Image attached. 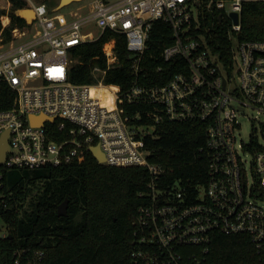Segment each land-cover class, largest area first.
I'll list each match as a JSON object with an SVG mask.
<instances>
[{
  "label": "built area",
  "instance_id": "obj_1",
  "mask_svg": "<svg viewBox=\"0 0 264 264\" xmlns=\"http://www.w3.org/2000/svg\"><path fill=\"white\" fill-rule=\"evenodd\" d=\"M250 1L264 0H90L52 16L45 3L26 0L34 21L11 29L19 43H0V84L16 94L13 107L0 110V139L8 131L11 148L0 163V188L5 169L57 167L98 145L104 164L143 166L150 174L132 220V264H203L215 233L248 235L264 264V40L238 38L242 8ZM210 18L228 29L227 60L204 40L200 28ZM154 21L173 31L160 58L179 59V71L162 83H146L142 65ZM92 22L98 34L86 40L82 30ZM9 24L2 18L1 31ZM108 30L125 35L131 58L134 78L122 93L104 81L118 63L113 36L101 47L104 66H92L95 80H69L73 48ZM119 97L136 111L122 114ZM39 115L52 121L31 124ZM243 118L251 123L247 140L240 134ZM164 121L207 125L199 149L208 156L207 177L190 192L178 182L159 186L164 169L149 161L145 139Z\"/></svg>",
  "mask_w": 264,
  "mask_h": 264
},
{
  "label": "trees",
  "instance_id": "obj_2",
  "mask_svg": "<svg viewBox=\"0 0 264 264\" xmlns=\"http://www.w3.org/2000/svg\"><path fill=\"white\" fill-rule=\"evenodd\" d=\"M9 1L13 10L11 26L1 31L0 21V32L7 40L14 26L27 24L16 14L26 6V0ZM55 2L52 0L50 5ZM242 11L238 38L264 40V1L247 2ZM3 12L0 9V16ZM200 30L208 47L227 60L228 29L224 22L210 18ZM149 31V50L142 62L148 68L146 83H162L179 71L174 66L179 59L165 62L160 58L162 48L173 42V31L159 21H154ZM112 36L116 39L118 63L109 68L104 81L119 86V93L128 89L134 75L126 37L110 30L91 43L73 48L72 54L79 60L69 68L72 83L91 84L95 80L92 66H104L101 47ZM158 66L163 70L158 72ZM15 99V92L5 83L0 84V110L13 107ZM118 103L122 114L134 113L138 108L127 105L122 97ZM206 127L201 121H164L157 125L153 136L146 137L149 161L164 169L159 186L178 182L190 192L206 180L208 156L205 151L199 152L206 142ZM55 139H63V132ZM149 179L145 167L99 163L88 148L57 167L5 169L0 220L9 234L0 238V264H132L131 253L136 248L132 220L143 203L140 193L146 190ZM64 201L68 202L67 213L59 216L57 208ZM259 258L248 235L215 233L203 264H261Z\"/></svg>",
  "mask_w": 264,
  "mask_h": 264
},
{
  "label": "rangeland",
  "instance_id": "obj_3",
  "mask_svg": "<svg viewBox=\"0 0 264 264\" xmlns=\"http://www.w3.org/2000/svg\"><path fill=\"white\" fill-rule=\"evenodd\" d=\"M9 1V0H8ZM7 0H0V9H3L4 10V12L1 14V16H0V21H1V24H2V18L1 17H3V16H7V17H9V19H10V24L9 25H7V26H5V29H7V28H9L10 26H11V22H12V19H11V17H10V12L11 11H13L12 10V6H11V2H8ZM32 1H34V2H43V3H45L48 7H49V9L51 10V11H53L52 13H51V15L52 16H55V15H57V14H60V13H65L66 11H68L69 9H72V7H75V6H78V5H82L83 3H86V2H90V0H86V1H81V2H74V3H72V5H70V6H67V7H63L62 9H60V10H55L56 8H57V6H58V4H59V1L60 0H57L58 2L55 4L54 3V5H50L51 3L50 2H52V0H32ZM22 8H27V5L26 6H24V7H22ZM98 31H97V29L95 28V26H94V22H92V23H90V24H88L87 26H85L84 28H83V30H82V33H83V36H84V38L86 39V40H91V38H94V37H96L97 36V33ZM32 33V31H30L29 32V35ZM0 40L2 41V42H0L1 44H2V47L3 48H5V47H7V46H9V45H11V44H17V43H19V41H21L20 39L19 40H12V38L11 39H9V40H7V38L4 36V35H0ZM74 60H76V61H74V62H77L78 60H79V57H77V59H74ZM252 115L254 114V113H251ZM242 122V127H241V132H240V134H241V136H242V138L244 139V140H247L248 139V137H249V133H250V131H251V123H250V120H248L247 118H243L242 120H241ZM0 226H3V224H2V221L0 220ZM5 231H6V229H5V227H3V228H1L0 229V236L3 234V233H5Z\"/></svg>",
  "mask_w": 264,
  "mask_h": 264
},
{
  "label": "water",
  "instance_id": "obj_4",
  "mask_svg": "<svg viewBox=\"0 0 264 264\" xmlns=\"http://www.w3.org/2000/svg\"><path fill=\"white\" fill-rule=\"evenodd\" d=\"M72 0H60L59 4L57 6L56 9H60L63 6L71 3ZM17 16L22 17L26 23L31 24L34 21V13L33 10L31 8H21L19 9V11L16 12ZM232 17L234 18V21H237V14L233 13ZM44 121H52L51 118H47L44 115H39V116H31L30 117V123L36 126H40L42 124H44ZM7 135H8V131H5L4 134L2 135L1 139H0V163H2L4 161V157H5V153L10 151V145L7 142ZM93 155V157H95L99 163H104L105 161V157H103L102 152L100 151L98 145H94L92 147H90L89 149ZM68 202L64 201L60 204V206H58L57 208V212L58 215H65L66 212V208H67ZM10 237V235H9Z\"/></svg>",
  "mask_w": 264,
  "mask_h": 264
},
{
  "label": "bare ground",
  "instance_id": "obj_5",
  "mask_svg": "<svg viewBox=\"0 0 264 264\" xmlns=\"http://www.w3.org/2000/svg\"><path fill=\"white\" fill-rule=\"evenodd\" d=\"M2 1H3V0H2ZM2 18H3V20H4V23H7L8 20H9V18H8L7 16H3Z\"/></svg>",
  "mask_w": 264,
  "mask_h": 264
}]
</instances>
